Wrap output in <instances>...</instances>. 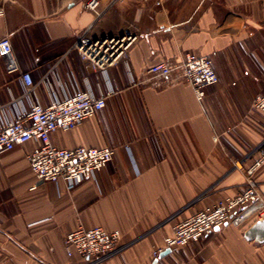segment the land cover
Masks as SVG:
<instances>
[{"label":"crops","instance_id":"crops-1","mask_svg":"<svg viewBox=\"0 0 264 264\" xmlns=\"http://www.w3.org/2000/svg\"><path fill=\"white\" fill-rule=\"evenodd\" d=\"M89 0H12L0 5V39L11 40L35 95L0 109V124L31 100L47 105L77 90L106 105L70 130L60 147L111 146L114 158L71 192L40 181L28 154L36 140L0 154V264H88L69 256L65 236L82 225L120 230L121 250L98 264H264V242L228 224L183 247L166 249L173 225L219 198L239 193L245 169L264 140V0H98V29L131 26L137 39L100 70L74 47L94 22ZM215 52L219 81L199 100L191 86L153 88L146 68L186 52ZM24 90L0 57V105ZM240 163V165H236ZM264 194V165L254 175Z\"/></svg>","mask_w":264,"mask_h":264},{"label":"built area","instance_id":"built-area-1","mask_svg":"<svg viewBox=\"0 0 264 264\" xmlns=\"http://www.w3.org/2000/svg\"><path fill=\"white\" fill-rule=\"evenodd\" d=\"M12 0H2L3 3ZM86 7L96 13L94 22L76 40L77 51L100 70L117 64L137 39L131 26L118 31L99 30L98 21L104 12L99 10L98 0H89ZM4 13L0 5V15ZM210 54L189 51L179 60L164 59L146 68V77L141 83L153 88L183 83L192 87L199 100L205 96V88L216 84L219 76ZM0 57L4 60L5 73H20L24 90L16 98L0 105L19 102L35 95L37 82L28 71L20 72L11 40L0 39ZM108 95V94H107ZM105 96H95L87 90H77L61 100L43 105L31 100L28 107L20 109L10 119L0 124V154L12 150L19 144L36 140L37 146L28 154L29 166L40 181H63L71 192L84 180L94 176L113 158L116 149L111 146L60 147L52 142V134L58 130H70L82 121L93 117L106 105ZM252 105L264 113V94H256ZM240 165V163H236ZM264 165V140L246 167V181L236 195L219 198L192 215L178 220L173 225L172 235L165 238L166 248H179L199 241L216 228L228 224L240 227L249 219H264V194L257 187L255 173ZM120 230L108 231L102 226H78L65 236L64 243L69 256L75 253L98 264L121 250ZM165 250V249H164ZM160 249L159 252H162Z\"/></svg>","mask_w":264,"mask_h":264},{"label":"water","instance_id":"water-1","mask_svg":"<svg viewBox=\"0 0 264 264\" xmlns=\"http://www.w3.org/2000/svg\"><path fill=\"white\" fill-rule=\"evenodd\" d=\"M244 237L256 242H264V219L256 220L249 228H247L244 232ZM169 250L170 248H166L161 252V255Z\"/></svg>","mask_w":264,"mask_h":264}]
</instances>
